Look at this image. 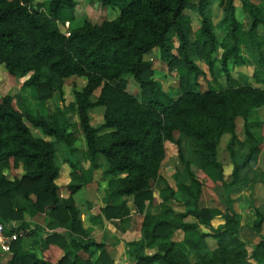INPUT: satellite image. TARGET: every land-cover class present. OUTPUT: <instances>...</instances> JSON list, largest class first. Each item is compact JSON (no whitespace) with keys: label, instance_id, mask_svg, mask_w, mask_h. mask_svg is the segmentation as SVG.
Listing matches in <instances>:
<instances>
[{"label":"trees","instance_id":"16d2710c","mask_svg":"<svg viewBox=\"0 0 264 264\" xmlns=\"http://www.w3.org/2000/svg\"><path fill=\"white\" fill-rule=\"evenodd\" d=\"M91 1L117 10L118 16L99 24L85 18L76 26L74 0H0V65L10 76L23 79L22 86L33 91L39 104L28 112L17 108L13 96L0 99V223H16L9 232L18 234L10 252H0V260L9 257L0 264H114L106 244L94 241L84 228L85 215L75 199L93 183L98 158L105 162L104 206L92 214L87 203L85 217L92 226L118 227L130 221L131 202L134 213L142 216L140 239L124 243L134 264H264V203L252 206V231L258 241L250 252L239 236L241 216L232 207L223 213L200 207L204 189L239 183L260 152L261 138L253 128H261L256 115L264 107V0L260 5L249 0ZM235 1L249 18L247 30L236 18ZM192 2L194 20L184 14ZM224 2L218 22L224 36L219 40L211 8ZM156 49L169 71L179 74L175 94L163 91L154 78L152 60L146 56ZM195 59L212 77L203 91L199 79L206 74ZM230 63L252 64V77L261 87L234 79ZM217 65L225 87L214 77ZM71 78L84 79V86L78 90L72 82L73 101L48 113L44 103L58 94L63 104V89ZM129 78L138 96L128 92ZM99 107L102 124L93 127L89 111ZM68 110L77 116L74 124L65 120ZM238 119L243 121L246 153L236 163ZM71 129L78 130L85 143L78 159L73 158L78 149ZM32 130L53 141L36 137ZM175 133L187 141L188 158ZM225 135L230 137L226 150L233 161L229 184L223 181L217 155ZM166 143L176 147L186 180L175 172V189L167 185L156 195L153 186L160 179ZM59 146L66 150L62 159ZM63 164L70 171L66 197L56 183ZM249 182L264 185V172L254 168ZM175 203L184 211H176ZM38 216H44V224L31 228L27 218ZM218 216L223 224L213 229L211 221ZM177 231L193 262L172 240Z\"/></svg>","mask_w":264,"mask_h":264},{"label":"rangeland","instance_id":"374dc122","mask_svg":"<svg viewBox=\"0 0 264 264\" xmlns=\"http://www.w3.org/2000/svg\"><path fill=\"white\" fill-rule=\"evenodd\" d=\"M39 3L48 1V0H38ZM76 2L75 8V25L78 26L82 22L83 19L87 18L93 24H99L103 21L113 20L118 16V11L112 9L110 7L102 8L98 3H95L91 0H74ZM251 3L260 5L261 0H249ZM236 7V18L242 23L245 30L249 28V18L246 13H244L241 9V4L238 1L234 3ZM226 6V2L222 5L214 3L212 5V22L215 26V33L220 40L224 36V30L219 27L218 22L221 19L222 12ZM196 2H192L189 5L188 9L185 10L184 14L187 18H191L194 20L196 18ZM68 25L65 24L64 27H61L63 32L66 31ZM174 54L176 52L174 51ZM244 57L246 54L244 50L241 53ZM146 59L152 60L153 68L155 70L154 78L161 85L163 91L167 94L172 95L175 94V91L178 88L179 74L177 71L170 72L168 66L163 63L160 59V51L158 49L150 52ZM195 64L199 67L200 70L205 72V79L200 78L199 83L201 84V90H205L207 88L208 82L211 81V75L208 73V70L205 64L199 60L195 59ZM229 70L231 76L236 79L240 83H244L245 81L252 86L261 87V84L255 82L253 79L254 66L252 64H247L242 67H235L232 64H229ZM214 77L219 82L222 87H225V78L223 73L220 70L219 65L214 69ZM206 80V81H205ZM23 79H19L17 77H12L5 71L4 67L0 65V99L4 96H13L15 104L17 108L21 111L25 109L28 112H33L35 109H39V104L35 99V95L32 90L25 89L23 84ZM75 82L77 89L80 90L84 86V79L82 78H71L66 81L64 89H63V99L64 103L62 104L60 101V97L58 94H55L52 100L44 103L43 107L48 113H53L56 107L60 109L63 106H67L70 102L73 101L72 88L71 83ZM128 92L131 94L138 96V88L136 84L133 82L131 78H129ZM98 95V91L95 93L94 97ZM102 115L103 108H95L89 111V116L91 119V125L93 127H97L102 124ZM256 118L261 123V128H253V132L261 138V146L260 152L257 154L252 162V167L250 170L246 172H242L241 181L233 186H228L225 188H216V189H204L203 195L200 201V207H210L217 208L222 213L228 208L232 207V209L241 216V224L243 226L240 232V239L245 242L247 245V251L250 252V248L258 241V237L252 231V224L255 219L252 206L258 207L264 203V185L258 184L253 185L249 180L252 178V171L254 168H259L264 172V107L258 110ZM256 118L250 119V121H255ZM65 120L68 124H74L77 122V116L71 111H65ZM30 126L29 124H27ZM237 145L235 146V158L234 161L239 163L246 153V147L242 145L244 141V133H243V121L241 119L237 120ZM70 131L74 132L76 137V142L74 146L78 149V153H76L73 158H79L80 152L85 149L84 139L81 133L78 130L71 129ZM33 134L36 137L41 139H46L48 141H53L48 137H45L40 130H32ZM175 139H179L182 143V150L185 158H188L187 153V141L181 137L178 133L174 134ZM229 136L225 135L222 137L220 144L217 148L218 161L223 166V181L229 184L232 180L231 170L233 161L230 159L229 154L226 150L227 142L229 141ZM57 146V145H56ZM166 157L162 163L160 169V179L153 186L155 193L157 195L158 190L163 189L165 186H170L175 189L173 175L175 172H178L181 180H186L185 170L182 164L179 161L177 155V149L173 144L166 143ZM60 159L66 156V150L63 147L59 146ZM69 158H72L68 155ZM98 164L100 165L99 170L94 173L93 183L86 187L83 191L78 193L75 196L77 205L79 209L86 216V204H92V210L90 213L98 214L100 208L104 205L102 203L103 197V188L104 182L102 181V173L105 168V162L98 158ZM85 167L88 166L87 163L84 164ZM69 167L66 164L61 166L60 178L57 180V185L60 186V194L63 197L67 196V192L65 190L66 184L69 182ZM8 178H12L10 173H5ZM22 171L19 170L17 172V176H21ZM177 199L180 200V195L176 193ZM159 199L156 198L154 201V205H157ZM128 206L131 209L130 221L122 224L118 227L113 225L112 223H106L103 228H99V226H90L88 220L85 216H82V220L84 222V228L90 229L91 236L94 241L99 243H105L108 251V256L110 259L114 261V264H134V262L129 258L124 250V243L131 240H139L141 237L140 226L142 222V216L134 213L133 206L128 203ZM174 208L176 211H184V207L179 206L177 203L174 204ZM31 225V228H34L35 224L42 225L44 224V216H38L34 219H28ZM221 219L215 218L211 221L214 227L220 226ZM12 227H16V223H11ZM203 229L201 228V231ZM204 231H210L209 229ZM261 234L264 236V226L262 228ZM181 235L177 233L173 240L178 242L184 252L189 256L190 260L193 262V257L190 251L182 245L180 242ZM3 257L0 262H5L9 258Z\"/></svg>","mask_w":264,"mask_h":264},{"label":"built area","instance_id":"2783aa9c","mask_svg":"<svg viewBox=\"0 0 264 264\" xmlns=\"http://www.w3.org/2000/svg\"><path fill=\"white\" fill-rule=\"evenodd\" d=\"M12 226H8L0 223V252L9 253L11 245L17 240L18 234L10 233L9 229Z\"/></svg>","mask_w":264,"mask_h":264},{"label":"crops","instance_id":"0c3cea01","mask_svg":"<svg viewBox=\"0 0 264 264\" xmlns=\"http://www.w3.org/2000/svg\"><path fill=\"white\" fill-rule=\"evenodd\" d=\"M44 140H46V139H44ZM56 183H57V182H56ZM216 219H221V220H220V221H221V222H220V225L223 224V219H222L221 216L216 217L215 220H216ZM88 222H89V221H88ZM187 222H194V220H193V219H187ZM89 225L92 226V224H89ZM263 226H264V225H263ZM103 227H104V226H103ZM103 227H102V228H103ZM211 227H212L213 229H216L218 226H217V227H214L213 224H212V222H211ZM99 228H100V227H99ZM201 228L203 229L202 232H204V233H209V232H210V231H204V230H207V229H205V228H203V227H201ZM242 228H243V226H242V224H241V230H242ZM251 228H252V227H251ZM241 230H240V232H241ZM177 233H179V234L181 235L180 242H182V233H181L180 231H177V232H175V233L173 234L172 240H173L174 236H175ZM239 235H240V234H239ZM261 235H262V234H261ZM262 236H263V235H262ZM131 241H133V240H131ZM134 241H135V240H134ZM173 241H174V240H173ZM127 242H129V241H127ZM174 242H176V241H174ZM125 243H126V242H125ZM176 243H178V242H176ZM256 243H257V242H256ZM256 243H255V244H256ZM178 244H179V243H178ZM255 244H254V245H255ZM254 245H253V246H254ZM253 246H252V247H253ZM252 247L250 248V251H251ZM124 250H125V249H124Z\"/></svg>","mask_w":264,"mask_h":264}]
</instances>
